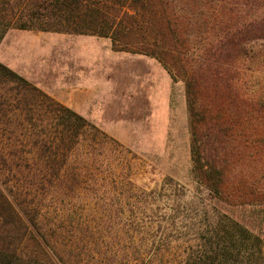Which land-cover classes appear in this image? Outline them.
I'll list each match as a JSON object with an SVG mask.
<instances>
[{
    "label": "trees",
    "instance_id": "1",
    "mask_svg": "<svg viewBox=\"0 0 264 264\" xmlns=\"http://www.w3.org/2000/svg\"><path fill=\"white\" fill-rule=\"evenodd\" d=\"M11 29L107 38L155 59L183 83L197 183L230 206L264 202V0H0V42ZM125 153L0 63V264H129L128 251L57 221L74 223L86 183L88 215L107 200L134 212L127 191L96 184L129 170ZM226 219L184 264H264V240Z\"/></svg>",
    "mask_w": 264,
    "mask_h": 264
},
{
    "label": "rangeland",
    "instance_id": "2",
    "mask_svg": "<svg viewBox=\"0 0 264 264\" xmlns=\"http://www.w3.org/2000/svg\"><path fill=\"white\" fill-rule=\"evenodd\" d=\"M0 63L126 151L129 170L116 167L115 176L96 184L100 191H127L134 212L107 200L105 212L88 215L86 183L70 202L73 228L57 219L65 230L100 236L107 247L128 251L129 264H184L226 218L264 240V202L227 205L192 176L184 86L173 84L155 59L116 52L107 38L11 29L0 42Z\"/></svg>",
    "mask_w": 264,
    "mask_h": 264
}]
</instances>
